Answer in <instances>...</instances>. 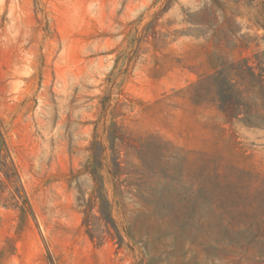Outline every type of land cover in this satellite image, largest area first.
<instances>
[{"label":"rangeland","instance_id":"1","mask_svg":"<svg viewBox=\"0 0 264 264\" xmlns=\"http://www.w3.org/2000/svg\"><path fill=\"white\" fill-rule=\"evenodd\" d=\"M0 264H264V0H0Z\"/></svg>","mask_w":264,"mask_h":264},{"label":"trees","instance_id":"2","mask_svg":"<svg viewBox=\"0 0 264 264\" xmlns=\"http://www.w3.org/2000/svg\"><path fill=\"white\" fill-rule=\"evenodd\" d=\"M3 141H2V139H1V137H0V143H2Z\"/></svg>","mask_w":264,"mask_h":264}]
</instances>
